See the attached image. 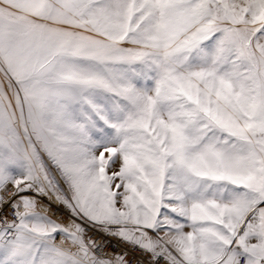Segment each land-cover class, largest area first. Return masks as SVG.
Returning <instances> with one entry per match:
<instances>
[{
	"label": "snow or ice",
	"instance_id": "6c2138e0",
	"mask_svg": "<svg viewBox=\"0 0 264 264\" xmlns=\"http://www.w3.org/2000/svg\"><path fill=\"white\" fill-rule=\"evenodd\" d=\"M0 264H264V0H0Z\"/></svg>",
	"mask_w": 264,
	"mask_h": 264
},
{
	"label": "built area",
	"instance_id": "2783aa9c",
	"mask_svg": "<svg viewBox=\"0 0 264 264\" xmlns=\"http://www.w3.org/2000/svg\"><path fill=\"white\" fill-rule=\"evenodd\" d=\"M104 239L109 241L107 248H106V252L108 254L119 253V252H122V251L127 249V245L122 244L115 237H106ZM137 257H138V254H137V256L129 255L128 259L134 261Z\"/></svg>",
	"mask_w": 264,
	"mask_h": 264
}]
</instances>
